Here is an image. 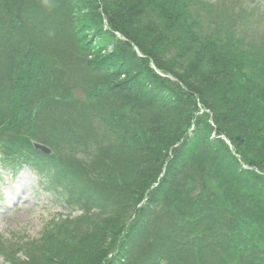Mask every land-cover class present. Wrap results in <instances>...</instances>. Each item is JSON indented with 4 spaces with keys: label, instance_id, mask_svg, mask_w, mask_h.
Returning a JSON list of instances; mask_svg holds the SVG:
<instances>
[{
    "label": "trees",
    "instance_id": "obj_1",
    "mask_svg": "<svg viewBox=\"0 0 264 264\" xmlns=\"http://www.w3.org/2000/svg\"><path fill=\"white\" fill-rule=\"evenodd\" d=\"M35 1L41 10L29 15L31 0H0V16L20 19L25 39L0 79V92L9 84L11 108L0 125L2 160L40 158L35 140L67 155L62 146L70 140L53 125L68 131L74 108V116L88 112L104 126L100 141L78 147H86L79 156L100 164L89 185L81 181L91 187L92 208L43 229L25 246L31 254L20 245L24 264H185L177 249L188 245L190 258L199 257L218 240L247 264H264V29L247 42L234 19L255 12H240L238 0H196L205 3L204 18L181 0ZM58 16L87 65L105 74L106 81L83 87L86 103L67 97L27 36L39 17L43 24ZM33 71L41 77L35 90L26 88L34 90L32 104L12 108L11 98H20L15 86L37 78ZM47 111L48 130L26 121ZM74 133L82 140L91 130ZM239 256L234 264H244Z\"/></svg>",
    "mask_w": 264,
    "mask_h": 264
},
{
    "label": "rangeland",
    "instance_id": "obj_2",
    "mask_svg": "<svg viewBox=\"0 0 264 264\" xmlns=\"http://www.w3.org/2000/svg\"><path fill=\"white\" fill-rule=\"evenodd\" d=\"M206 1L210 3L221 0ZM229 2L230 1L225 3L226 7H228ZM232 2L236 3L240 12L242 10L245 11V9H248L249 11L253 10V12H255L253 17L241 16L240 18L234 19H239L237 28L240 27L242 40L247 42L256 40V34L258 31L262 32L264 29V0H238ZM181 3L188 5V9L186 8V10H188L189 14L192 12L195 16L204 18L209 13L208 10L202 9L205 7L204 2H198L196 0H181ZM30 5V10L29 8L23 9L20 13L23 15L29 10V15H33L34 12L41 10V5L35 0H31ZM9 14L10 13H4L0 16L1 81L6 75L8 76L7 68L13 61V58L11 57L13 51L16 50L17 46L23 44V40H25L22 39L20 31V19H15L14 21ZM40 20L41 18L39 17L38 24L40 27L38 24H35L34 28H30L32 30L29 32V35H27L29 36V40H31V42L36 46V50L41 48L43 53L41 59L46 66H50V69L57 74L59 78V86L60 88H66L67 97L72 99L73 102H75V100H78V102H84L82 101L83 98L77 97L75 90L81 89L83 91V96H86L83 87H88L90 85L106 81L105 74L99 73L97 70L92 69L87 65L84 59L85 56L83 54L81 56L78 51L79 48L74 35L72 34L71 37L67 39V35H69V31L65 25L67 23H64L62 26L61 18L59 16L55 17V19L49 23L44 22L42 24ZM225 21L230 23V19L228 17L225 18ZM260 21L263 23H261V26L259 27ZM36 25L38 27H36ZM13 33L15 36L10 37ZM154 44L155 43L152 42V45ZM253 47L254 46L251 48ZM161 55H165L166 59L169 60L170 64L176 71L182 70V68L178 67V64L170 56H168L167 53L164 55L162 53ZM185 55L187 58H190L191 56L190 54ZM152 64L156 67L153 62ZM34 73L37 74L36 72ZM37 75V78L32 75L29 80L25 79L27 81L26 83H22V85L17 84L15 86V90L20 93V98L15 100V104L14 100L11 98L12 108H23V106L27 107L32 104L33 99H28V97H30V93H34L35 82L39 77H41L39 74ZM163 75L167 76L164 73ZM28 87L34 90L28 92V89H26ZM8 92H10L9 84L4 82V84H2V92H0V102L2 103L0 106L2 107L0 108V125L5 121L4 114L6 116L8 109H11L9 106H6L5 97ZM89 101L91 100L89 99ZM61 103H63V101ZM77 105H80V103H77ZM51 107V109L60 113L61 106L53 105ZM14 109L12 112H14ZM76 114L77 113H71L69 116L73 117H67L71 124L64 123L66 126L70 127L68 131L63 130L61 125L56 126L51 124L50 119L52 112H39L35 117L26 119L28 123L32 122L31 124L40 130H48L50 125H53L57 127L54 131H64L66 137L70 140L71 144L62 146V151L67 155L60 153L62 156L59 157L63 168H66L64 169V172L69 171L67 175L69 178L68 184L65 183L67 190L64 188V199H59L54 193L46 189L48 182H41L38 172L31 170L30 168H26L17 176L12 177L7 172H3L0 167V179H3V181L0 182V264H24L26 257L24 251L27 250V252L31 254L30 247L25 249V246L27 247L31 241L40 237L43 234V229H49L52 227L60 228L56 225L59 220H64L65 217L80 216L87 213V211L92 208L91 195L88 190L91 187H88L86 191V187L83 184L85 182V185H89L88 182L85 181L88 179V174H93L100 164L94 160L93 156L90 158L88 157V159H85L84 154H82V157L79 156L78 154H80V152L86 151V147H83V151H80L78 147H80L81 143H93L100 141V130L104 125L102 121L94 120L88 112L82 111L79 116H74ZM76 128H79L80 130L85 128L90 129L91 134L89 137L78 140L76 134L74 133ZM24 137V135H21V139H24ZM41 144L43 146H37L36 144L33 145V149L39 150V147L43 151H47L48 149L53 151L56 149L46 143ZM93 147V144H89L87 149H91ZM258 147L261 149L263 146ZM258 147L255 146L257 151ZM255 149L252 152H254ZM72 150L74 154H71ZM68 159L69 162L67 161ZM260 161H262L261 163L264 166L263 154L261 155ZM258 169L261 170V168ZM3 197L6 202H2V199L4 200ZM65 198H67V201ZM219 241L220 240L216 241L215 246L209 245L206 248V251L203 249L204 251H201V255L199 257L196 254L190 258L191 253L188 245L184 250L179 248L175 252L180 256H188L185 257V264H188L191 260H193L192 264H234L235 259L239 256V254L236 253L235 255V253L226 245L217 246V242ZM20 245H23L22 247L25 249L24 251ZM6 255L12 258V263L6 259ZM242 258L243 256L238 257V259ZM242 260L245 261L244 259ZM26 262H28V260ZM244 264H247V262L245 261Z\"/></svg>",
    "mask_w": 264,
    "mask_h": 264
},
{
    "label": "water",
    "instance_id": "obj_3",
    "mask_svg": "<svg viewBox=\"0 0 264 264\" xmlns=\"http://www.w3.org/2000/svg\"><path fill=\"white\" fill-rule=\"evenodd\" d=\"M78 93H79L80 95H82V93H81L80 91H78Z\"/></svg>",
    "mask_w": 264,
    "mask_h": 264
}]
</instances>
